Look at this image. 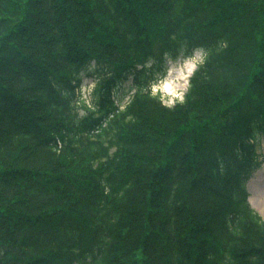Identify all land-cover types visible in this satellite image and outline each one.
Listing matches in <instances>:
<instances>
[{
	"label": "trees",
	"instance_id": "1",
	"mask_svg": "<svg viewBox=\"0 0 264 264\" xmlns=\"http://www.w3.org/2000/svg\"><path fill=\"white\" fill-rule=\"evenodd\" d=\"M262 138L264 0H0V264H264Z\"/></svg>",
	"mask_w": 264,
	"mask_h": 264
},
{
	"label": "clouds",
	"instance_id": "2",
	"mask_svg": "<svg viewBox=\"0 0 264 264\" xmlns=\"http://www.w3.org/2000/svg\"><path fill=\"white\" fill-rule=\"evenodd\" d=\"M204 62V53L203 50H199L194 56L186 58L180 67L184 69V74L181 77L183 81V88L173 89L172 83L169 80H165L163 85L153 83L151 85V95L153 97L157 96L158 93H163L161 96L162 103L168 107L173 108L177 104H183L185 102V94L188 88V81L191 75L197 70L199 64ZM172 69H169V75L172 73ZM96 88V83L91 82L86 87H81V92L84 93L82 97L83 102L87 105L88 108H93L91 100L88 99V95ZM123 110V107H122ZM84 111H81V115H84Z\"/></svg>",
	"mask_w": 264,
	"mask_h": 264
},
{
	"label": "rangeland",
	"instance_id": "3",
	"mask_svg": "<svg viewBox=\"0 0 264 264\" xmlns=\"http://www.w3.org/2000/svg\"><path fill=\"white\" fill-rule=\"evenodd\" d=\"M199 50H201V49H197L193 53L192 56H194ZM189 57H191V56H189ZM204 57H205V55H204ZM186 58H188V57H186ZM186 58L185 57H178V58H175V59H172V60H169L168 62H166L165 68H167V69L165 70L164 74L159 75L158 80L155 81V83L163 85V83H164V81L166 79H174L175 82L176 81L183 82L180 78H178V76H179V74L181 72H184V69H182L180 67V64H182V62ZM170 68L173 70L172 73H171V75H169V69ZM82 82H83L82 86H85L86 87L89 83L95 82V80H94V78H92L90 76H87V77L84 76V79H83ZM130 83H131V81L130 82H127L125 84V88H128L129 85H130ZM177 89H181V88H177ZM78 93L80 94L81 97L84 96V93L81 92V89H80V91ZM160 94L163 95V93H160ZM88 99H90L91 100V103H92V93H90L88 95ZM128 99H129V95L127 94L125 96V98H123V100L121 101V104L122 105L125 104ZM80 105L81 104L78 105L79 106L78 107V111L81 114V111L83 109H82V105L81 106ZM260 141H261V145H260V147H258V150L257 151L264 156V141H263V138L260 139ZM261 163H262V165L259 166L254 171L253 176L247 181L246 186L248 187V190H249L250 200H253L254 203H255V205L258 207V208H256V210L259 211V209H261L264 212V204L261 202V198L257 194L259 188H264V158H263V160H262ZM262 217L264 218L263 215H262Z\"/></svg>",
	"mask_w": 264,
	"mask_h": 264
},
{
	"label": "bare ground",
	"instance_id": "4",
	"mask_svg": "<svg viewBox=\"0 0 264 264\" xmlns=\"http://www.w3.org/2000/svg\"><path fill=\"white\" fill-rule=\"evenodd\" d=\"M183 74H184V72H181V73L179 74L178 78L181 79V77L183 76ZM167 80H169V81L172 83V87H173L174 90L177 89V88H183V82H180V81H176V82H175L174 79H167ZM181 80H182V79H181ZM188 84H189V81H188ZM257 194H258V196H260V198H261V202L264 204V188H259ZM251 203H252V206H253L254 208H258V207L255 205V203H254L253 200H251ZM259 211H260V213L264 216V212H263L261 209H259Z\"/></svg>",
	"mask_w": 264,
	"mask_h": 264
}]
</instances>
